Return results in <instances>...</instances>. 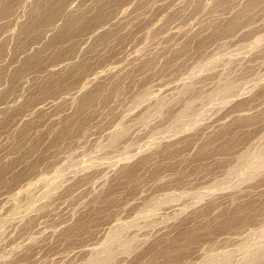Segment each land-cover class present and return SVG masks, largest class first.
Returning <instances> with one entry per match:
<instances>
[{
  "label": "rangeland",
  "instance_id": "obj_1",
  "mask_svg": "<svg viewBox=\"0 0 264 264\" xmlns=\"http://www.w3.org/2000/svg\"><path fill=\"white\" fill-rule=\"evenodd\" d=\"M0 264H264V0H0Z\"/></svg>",
  "mask_w": 264,
  "mask_h": 264
},
{
  "label": "bare ground",
  "instance_id": "obj_2",
  "mask_svg": "<svg viewBox=\"0 0 264 264\" xmlns=\"http://www.w3.org/2000/svg\"><path fill=\"white\" fill-rule=\"evenodd\" d=\"M220 29V28H219ZM241 95V94H240Z\"/></svg>",
  "mask_w": 264,
  "mask_h": 264
}]
</instances>
